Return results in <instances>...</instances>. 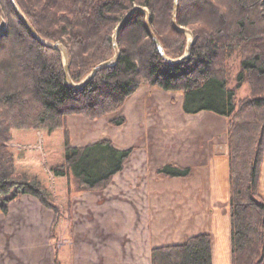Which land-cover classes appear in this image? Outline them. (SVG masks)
<instances>
[{"label": "trees", "instance_id": "16d2710c", "mask_svg": "<svg viewBox=\"0 0 264 264\" xmlns=\"http://www.w3.org/2000/svg\"><path fill=\"white\" fill-rule=\"evenodd\" d=\"M0 0L7 31L0 34V210L20 195L37 198L53 211L52 229L73 221L69 179L84 192L105 190L121 173L134 148L117 149L109 139L73 146L68 116L99 118L120 110L141 86L182 91L184 111L214 112L229 121V167L232 264H264V0ZM140 6L151 14L160 53L136 11L117 37L121 56L102 68L83 88L67 83L60 50L44 46L40 36L62 43L69 72L79 84L116 52L114 33L124 17ZM233 8L238 18L229 16ZM21 12V13H20ZM255 17L257 20H255ZM217 20V21H216ZM243 52L235 88L217 61ZM222 62V63H223ZM249 84L250 98L238 101L237 90ZM252 120V121H250ZM122 116L111 120L123 125ZM191 168L168 165L157 170L166 178H186ZM53 233V235H54ZM52 235V238H53ZM212 236L201 233L182 243L156 247L152 264H213Z\"/></svg>", "mask_w": 264, "mask_h": 264}, {"label": "rangeland", "instance_id": "374dc122", "mask_svg": "<svg viewBox=\"0 0 264 264\" xmlns=\"http://www.w3.org/2000/svg\"><path fill=\"white\" fill-rule=\"evenodd\" d=\"M236 13L238 14V11L233 8V13L229 17L233 20L237 19ZM260 28H264V23ZM186 29L193 34L191 29ZM186 35L189 42L192 40L193 43L194 34L193 39L189 34ZM242 55L244 53L236 49L224 62L217 61L219 67L224 66L226 69L231 88L237 85ZM252 95L249 84L237 90L238 101L250 98ZM183 103L182 91H166L145 84L115 113L99 118L80 114L69 115L68 126L73 146L82 147L102 139H109L117 149L134 148V152L124 170L114 177L105 190L84 192L71 176L69 184L73 221L58 228L55 233L52 229L53 211L44 207L33 196L30 197L36 202L39 201L37 203H40L43 210L36 206V202L33 204L28 201L23 207L14 206L9 215L0 212V264H79V250L81 251L79 216L135 215L134 207L131 209L126 207L134 205L132 201L135 199L134 195L140 196L135 188L140 185H162L164 190L176 188L175 192H171L180 193L178 201L193 187H197V192V189L211 184L218 193L220 190L224 193L227 187L230 194L229 120L210 111L186 113ZM122 116L126 119L123 125L111 123L112 119ZM224 163L228 165V172L225 171ZM168 165L191 168L193 172L186 178L174 179L157 173V170ZM208 168L210 170L204 174ZM214 168L219 170V175L214 174ZM180 183L184 185L181 187ZM127 185H132L134 190L131 192L133 197L130 199L131 202L124 192V187ZM261 194L264 200V163ZM3 199V196H0V205ZM217 202L219 204L215 202L211 216L216 219L226 217L228 213L225 209L228 208V204L220 200ZM181 203H183L179 207L181 214H185L188 210L201 213V209H188L185 206L186 201ZM174 209L177 210L176 207ZM161 211L170 213L166 207ZM89 253H91L90 245L87 246L86 255Z\"/></svg>", "mask_w": 264, "mask_h": 264}, {"label": "crops", "instance_id": "0c3cea01", "mask_svg": "<svg viewBox=\"0 0 264 264\" xmlns=\"http://www.w3.org/2000/svg\"><path fill=\"white\" fill-rule=\"evenodd\" d=\"M224 165L225 171L228 172L227 163ZM209 170L206 169L204 174ZM214 174L219 175V170L214 168ZM180 184L181 187L184 185ZM162 187L154 184L135 187L140 196L134 195L135 199H132L134 205L126 207V209L134 207L135 215L79 216L81 248L79 264H152L154 248L182 243L192 236L205 232L212 236L213 264H232L229 189L226 187L224 193L221 190L218 193L211 184L197 189L196 192L197 187H193L178 201L180 193H172L176 188L164 190ZM132 191H134L132 185L124 187L128 201L133 198ZM181 200L187 202L185 206L188 209H201V213L188 210L181 214L179 210L183 204ZM213 200L217 204H219L217 200L228 204V208L225 209L228 213L226 217L216 219L211 216L213 206L215 207ZM28 201L33 204L36 202L33 197L20 195L9 203L7 215L14 206L23 207ZM37 202L36 206L43 210ZM165 207L170 213L161 211ZM215 211L214 209V214ZM88 245L91 246V253L86 255Z\"/></svg>", "mask_w": 264, "mask_h": 264}, {"label": "water", "instance_id": "95a60500", "mask_svg": "<svg viewBox=\"0 0 264 264\" xmlns=\"http://www.w3.org/2000/svg\"><path fill=\"white\" fill-rule=\"evenodd\" d=\"M15 8L20 11L17 3H16V0H12ZM178 10H179V0H175V5H174V16H173V24H174V27L179 30V31H183L187 34H189L191 36V38L193 39V34L191 33L190 30L184 28V27H181L178 25L177 23V14H178ZM136 11H140L142 13H144L146 16H147V28H148V32H149V35L150 37L152 38V40L154 41L155 45L157 46L158 50L160 51V53L164 56V50H163V46L161 45L158 37L156 36L155 32L153 31V28H152V25H151V14L150 12L145 9V8H142L140 6H136L134 7L133 10H131L125 17L124 19L122 20V22L117 26L116 28V32L114 34V47H115V56L110 59L109 61L107 62H104L102 64H100L98 67H96L92 72L91 74L85 78L81 83L79 84H76L73 82L71 76H70V72H69V55H68V52H67V48L60 42H57V43H50L48 41H46L45 39H43L40 34L37 32V30L35 29V27L33 26V24L24 16L23 13H21V16L26 24V26L29 28V30L32 32V34L35 36V38L40 41L44 46L48 47V48H52V49H58L62 52L63 54V57H64V60H65V75H66V79H67V83L73 87V88H83L84 86H86L95 76L96 74L102 69V68H105V67H108V66H113V65H116L120 56H121V52H120V49L117 45V37H118V34L119 32L121 31V29L123 28V26L128 22V20L130 19V17L136 12ZM7 31V23L5 21V19L3 18V16L0 14V34L4 33ZM192 45V40L189 42L188 44V47H187V51L185 53V55L181 58V59H177V60H173V59H168L169 62L171 63H175V62H180L182 61L183 59L187 58L190 54V47Z\"/></svg>", "mask_w": 264, "mask_h": 264}]
</instances>
